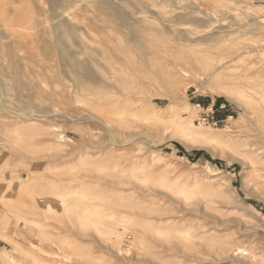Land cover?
I'll use <instances>...</instances> for the list:
<instances>
[{
    "label": "bare ground",
    "instance_id": "1",
    "mask_svg": "<svg viewBox=\"0 0 264 264\" xmlns=\"http://www.w3.org/2000/svg\"><path fill=\"white\" fill-rule=\"evenodd\" d=\"M38 1L42 2V0H38ZM47 1L52 11L51 18L53 21L54 33L47 31L46 34L48 36L54 34L55 40L53 39L54 42L53 41L52 42L60 46L59 52H60V59L62 64V72H69L73 74L75 76L74 80L77 81V86L80 88V90H82V88L84 89V87L89 85L87 86L88 88L87 87L85 88L86 94H87V90L90 89L89 87H91L90 84L94 85L93 86L94 88L98 86L104 87V91L106 90L107 93L108 92L110 93L112 91L114 92L115 89L111 90L112 88L117 89L118 95L116 96V98H113L114 97L113 96L112 97L113 99L106 98L105 97L106 95L104 96L105 99H103L102 97L103 95H100L99 98L94 94L92 90H90V92H93L91 94V97L97 103L99 99V101L103 100L102 103L106 105L110 104V105L120 106V105H127L128 103H133L137 101L138 99L132 100V98H128L130 96L128 91H130V89L133 90L137 89L138 87L137 85H139V83L137 82V75H134L131 78L125 76V73L128 72L127 67L125 70V68L122 67L123 65L122 63H121L122 65H118L119 60L122 61V58L119 56L120 54L118 55L117 53H115L116 50L114 51L113 49L114 45L113 47H111L107 45V43L103 42L104 40L103 41L101 40V37L105 34L104 33L105 31H103L104 33V34L102 33L103 35L99 33L101 37H98L97 34H96L97 37L94 34L90 35L89 31L91 29L88 30L87 27L82 29L80 25L77 26L78 24L76 25L75 24L76 22L74 23L73 20L79 18L77 17L76 14H73L72 12L67 11L64 8L61 12L58 10L59 8L62 7L63 2H65V0H47ZM118 1L120 2L118 3ZM122 1L124 2V0H85L84 2L86 3H84V5H86V7L88 6L91 12H98L105 14V17H99L96 16L95 14L92 15H95L93 18H98V21L101 22L104 26L110 29H114V31L116 30L118 34V36L116 37L120 39L119 41L123 40L124 42H126V45L128 46L129 45L131 46L132 43L136 45V51L134 52L132 48L133 52L131 53L128 62L133 64L135 72H138L139 76L141 74L142 75L148 74L149 77V73H150V75L153 76L152 78L150 76L151 79L154 78L156 80H161L160 82L165 81L164 82L165 87L170 92V96L173 103L179 105L176 106L175 108L176 112L174 113L171 111L168 112L166 115L168 119L166 120L165 118L164 120L166 124H168V122L172 124L171 126L173 127L171 128H173L175 134H178L187 139H190L191 141L198 143L199 141H201L212 144H221L226 139V142H230V143L232 142L230 145L234 144L233 139L235 137L233 138L232 136L233 134L231 133L232 130L230 129L229 125H226L224 128H222L219 131L218 130L215 131L213 129L212 131L209 128H205L203 126V123L202 124L200 123L198 126H196V123H194V115L191 112L193 110V107L196 106L188 103H182V101H180V99H182L180 95L182 94L180 92L181 90L180 87L183 85V80L189 78L191 79V81L186 80L187 83L183 87L185 91L193 86L196 87L197 89L199 85H204L202 86L204 92H211L214 94L226 96L227 98H229L232 101H235L238 105L244 108L245 115L249 118V120L255 127L252 130L248 131V133L245 131V133L248 134L249 136H254L255 134L253 132L262 133V129L264 128V121H262L259 115L260 112L264 114V71L257 69L261 67V64L263 67L264 58L262 60L263 63L259 64L258 61H257L258 63L256 62L257 57L254 60V58L252 59V55L254 53L256 54V51L258 52L257 53L258 56L262 55L261 53L264 52V47L255 48L254 46L250 45V43L242 42L241 41L242 39L240 40V37L242 35L248 34L250 32L253 33L255 37L259 36L262 37L261 38L262 40H264V17L258 14L255 8L256 4L252 2V0L251 1L237 0L236 1L237 6L236 8L233 9V12L229 16L221 13L217 9H210L202 6L200 0H128L127 2L126 1L124 2L128 8V10L126 11L118 9L122 7V5H124L122 4L123 3ZM79 3L80 2L78 1V4ZM114 4L117 6V8ZM107 11L109 12L107 13ZM113 11L115 12L113 13ZM239 16H242L244 20L243 19L239 20L240 19ZM130 18H132V21H130ZM143 23H147L148 26H145V28L142 29L140 27L143 25ZM154 23L155 25L159 24V26L156 27ZM104 26L103 28L105 29ZM121 27L122 29H128V32L131 34V36L126 37V33L122 31ZM108 28H106V30ZM240 28L246 29L248 30V32L240 34L241 32V30H239ZM55 30H60V32H56ZM97 30L98 29H96V31ZM1 36L2 35L0 34V37ZM103 39L105 38L103 37ZM88 41L104 46V50H102V52H99V55L100 58L107 60L106 62L108 63L109 66L108 65L105 66L106 64L103 65L102 63L99 62V60L95 59V57H92L93 55L91 56V54L88 52V48H89ZM74 46L75 48H73ZM14 47L16 48L18 55L24 54V49L22 47H18V46H14ZM106 48L108 49V51L106 50ZM14 49L11 47V50L8 51L6 50V52H0V59L6 61L7 60L6 58H9L10 62L13 63L16 74L21 77L25 75L24 73L25 70L23 71L24 69L22 67L23 63L21 64L18 55H16ZM126 53L129 56V53L128 52ZM99 55L97 57H99ZM260 57L261 56H259V58ZM178 60H181L182 62H179ZM125 65L126 63L124 64V66ZM131 74L129 73V75ZM164 76L167 79L164 78ZM143 82L144 81L140 83ZM31 83L33 84L32 80H28V82L25 81V83L22 82L19 84H17L16 81V87L20 88L21 86L23 87L26 85H30ZM118 85L120 86L123 85V87L121 89H118L117 87ZM54 86H57L56 83ZM43 87L45 86H42V89ZM97 90L100 91L101 89L98 88ZM199 90L200 88L197 89V91ZM69 93L70 92H68V94ZM122 94L124 95L122 96ZM127 94L129 96H127ZM66 97L67 96H65V98ZM134 97H135L134 99H136V96ZM73 98L75 99V97ZM85 115H87V113ZM84 116L81 117L83 118ZM94 116H96L97 118V116L99 115H94ZM100 117L102 118V116ZM153 117L157 118L155 114L153 115ZM111 118H115V117L111 116ZM229 119L233 120L234 117L230 116ZM100 120L104 124L105 126L104 128H106L111 134L113 141L109 146H111L112 148H118L127 141V139L125 138H124L125 140H123L122 137L124 136L121 137V135L120 137L122 138V140L118 139L116 137V133L122 132V134L126 133L127 136L133 137L137 133L136 131H134V129H136L139 126L136 121H131L129 123L118 122L117 124H113L114 121L111 122L105 119H100ZM124 121H126V119ZM169 126L170 125H167V127ZM126 129L131 131L127 132ZM53 130L56 131V137H55L56 141H54L53 144L54 146L52 147H54L58 151L60 150L61 153L62 147L66 142L64 139L67 136L65 133H63L64 132L63 129L61 130L63 132H60L59 127L57 126ZM99 132L100 129L97 132V134ZM15 133L20 136L18 140L16 139L17 143L18 142L22 143V144L18 143L17 145L19 146L24 145V140L27 137H30L32 134L30 132H26V130L25 132H21L19 131V128L18 130L15 131ZM48 133H51V131H48ZM260 133L258 135L259 137H260ZM97 134H93V136L98 137ZM93 142L95 143V141ZM248 142L249 144L248 143L244 144L245 146L248 145V147L246 146L247 151L245 154V158L247 159V161L243 163L245 167L248 166L250 168L249 169L250 178L251 181L255 183L254 186L252 185L253 190L252 189L250 190L249 187L245 188L249 194H252L253 193L252 191H256L259 187H264V165L260 161L264 159V155L261 151L259 152L251 148L253 147V143L251 141ZM250 142L252 144H250ZM223 144H225V142ZM97 145L99 146V144ZM46 147L49 148L50 145L48 146L46 145ZM52 147L50 148L53 149ZM82 147L80 146V150L82 149ZM94 147H96V144L94 145ZM102 148L103 147L101 148L99 147L100 150ZM46 150L48 149H45V151ZM110 150L111 151H108L105 154H102L103 152H101V155H99L98 152L97 153L98 156H95V153L92 154L91 152H89V150L88 151L85 150L86 152H81V154L80 152H78L80 155L76 157L78 158L76 159L77 160L76 163L71 164V166L66 165L67 163L69 164V162L65 163L66 169L64 170L70 171L74 175V176L72 175L74 178L70 179L69 181V184L71 183L72 185L73 183L71 190H68L66 186L60 188L58 182L61 181L60 180L55 181L53 178H52L53 181L51 180V178L49 179L52 182H49L48 184H46V186L43 183L45 188L42 190V188L40 187V190H42V192L39 191V187H38L39 185H37L38 183L36 184L35 181L33 179H32L33 181L30 180V178H29L30 181L27 180L23 182L22 184L23 186L20 184L19 187L21 188L22 192L26 191V194L28 192V194L30 193L33 197L34 195L40 194L39 196L42 198V201L47 203L46 205L48 207L46 210L48 211L54 210L52 207V203L58 202L61 205V207L63 206L65 213L68 214L74 213L76 224H78V229L79 231H81V234L82 232L85 233L87 230L89 232L92 230V231H96V233L106 236L107 238L101 237V240L98 239L102 251L107 250L108 253H111L114 256V258L117 259V261H119V263L131 264L132 261L135 260L133 258L129 259V257L135 249L138 248L139 251L142 250L143 252H145V250H147L149 246H153L151 244L155 242L157 246L158 245L164 246L165 248H167V250L174 252L173 256L172 255L170 256L173 260L170 261L169 263L168 261L167 262L164 261L165 264H255V262L258 260L257 255L253 254L247 248L235 246L234 243L230 241V238H232V236L228 233H225V231H227L228 229L226 228L227 225L233 222H239L240 224H242L243 221L241 218L219 217L214 213H209L206 209L201 207L202 204L201 202L196 203L197 205H199V207L190 206L191 201L195 200L200 195L203 198L207 199V204L210 205L213 204L216 201V199L214 198L215 197L218 198L219 195L223 194V192L221 191V186H222L221 182H213V183L209 182L207 185H203V183L189 184V183H180L177 181H172L164 173L156 174L153 172V170L152 171L150 170L151 168L149 169V166H142L141 158H136L138 156H136L135 159L129 158L130 160L131 159L132 160L129 161V163H127L126 162L127 158L115 156L116 153L114 152L115 153L114 154L112 152V149ZM29 153H33V152H29ZM56 153L57 152L55 151V154ZM61 156L63 157L66 155H61ZM65 161L68 160L66 159L64 160V162ZM6 162L7 161H5V163ZM5 163L1 162L0 165L2 164L4 165ZM63 164L62 165L60 164L61 166L59 165L57 166V164L55 165L57 167L56 170L53 172L55 173L59 171V173L57 172L54 174L55 177L57 176L61 177L60 174H62L61 173L62 171L60 170ZM149 164L151 165V163ZM5 167L6 165L3 168ZM3 168L1 170H3ZM30 172L34 173V171H30ZM1 174L2 173H0V175ZM56 174L59 175L56 176ZM32 176H34V174ZM36 176L38 177L39 175L37 174ZM1 177H3V175H1ZM15 177L17 178V176ZM4 178H6L5 174H4ZM43 178L44 176L42 177V179ZM12 179L17 180L13 177ZM139 184H143L145 186L159 185V187L162 186L163 188L166 189L168 188L172 190V192L174 191V193L181 196L187 202L186 203L187 205L183 207L184 214L178 215L179 214L178 213L172 215L169 214L170 216L169 215L163 216L166 213L165 212L166 209L164 208L159 209L153 206H149L148 204L150 203H147L148 199L145 196H139L136 190L138 188L143 189L142 187H139ZM7 186L9 185L7 184L5 187ZM4 190H8V189L6 188ZM144 190H142L143 193H146V191H148V189L145 191ZM5 192L3 191V196L5 195L4 194ZM7 193L9 192H6V194ZM19 194H21L22 196L23 193H19ZM6 197H8V195H6ZM36 197L37 196H35V198ZM10 202L8 203L10 204ZM11 203H13V201ZM17 203L18 202H14L15 205ZM15 205H13L12 207H14ZM211 206L209 208H211ZM19 208L20 207H18V209ZM3 209L4 208H2V210ZM23 209H25V207ZM12 211L10 212L13 214ZM23 211L24 210H21L20 208L19 212L15 213L17 217L14 218H17L16 220L22 225L23 224L26 225L27 220L35 223L33 220L23 216L21 214L23 213ZM6 212H7L5 213L6 216L4 217L3 215L2 220H0V239L1 237L6 238V236L2 233L3 231L1 229L4 228L6 224H8L9 221L8 218L10 219L11 216V213H9L8 211ZM46 216L48 217L51 215H46ZM10 220L12 221V218ZM94 238H96V236ZM14 241H16V239H14ZM66 243L64 244L66 245ZM32 244L36 245L34 243ZM73 245L74 244H72V246ZM70 248L73 247L70 246ZM55 252L56 251L50 252L49 250H44L38 247V249H34L32 251L31 250L26 251V254L31 256L34 264H64L62 260L58 259V256L61 257L66 256L68 258L67 264H94V261H96V259L93 258L91 254L84 253L77 244L75 246L74 255L72 253L71 254L63 253L64 255H62L59 253L57 254ZM147 253L149 252L147 251ZM1 255L2 256L0 258V264H31L28 263L27 261H21L16 257L11 256L9 253H5V254L2 253ZM67 255L68 256L72 255V257L70 258ZM153 255L150 259L145 258L144 260H136V261L147 264H159L160 262L158 263L156 260L157 259L162 260L163 255L161 254L162 258L159 257L160 255L159 256L158 255L153 256ZM97 259L99 261V264H108L105 258H97ZM109 264H118V262H112Z\"/></svg>",
    "mask_w": 264,
    "mask_h": 264
},
{
    "label": "rangeland",
    "instance_id": "2",
    "mask_svg": "<svg viewBox=\"0 0 264 264\" xmlns=\"http://www.w3.org/2000/svg\"><path fill=\"white\" fill-rule=\"evenodd\" d=\"M78 1L80 2L79 4ZM84 1L85 0H83V2L82 0H65V2H63L62 7L59 8L58 10L61 12L64 8L67 11L76 14L77 17L79 18L74 19L73 20L74 23L76 22L75 24L76 25L78 24L77 26L80 25L82 29L86 27L88 30L91 29L89 31L90 35L94 34L96 36L97 34L98 37H101L99 33H101V35H103L104 33H105L104 35H107V36L103 35L101 37V40L102 41L104 40L103 42L107 43V45L111 47H113L114 45L113 49L114 51L116 50L115 53H117L118 55L120 54L119 56L122 58V61L119 60L118 65L123 64L122 67L125 68V70L127 67L128 72L125 73V76L131 78L134 75H137V82L139 83V85H137L138 86L137 89L134 90L130 89V91H128L130 96L128 94L127 96H129L128 98H132V100H137V99L138 100L135 101L136 103L133 102V103H128L127 105H120V106L110 105V104L106 105L102 103L103 100L99 101V99L97 103L91 97V94L93 92L99 98L100 95H103L102 96L103 99H105V97L112 98L113 96H114L113 98H116V96L118 95L117 89L112 88L111 90L115 89L114 92L112 91L110 93L109 92L107 93L106 90L104 91V87L98 86L94 88L93 87L94 85L90 84L91 87H89L90 89L87 90V94L89 95L88 96L85 92L86 91L85 88L89 85L84 87V89L82 88V90H80V88L77 86V81L74 80L75 76L69 72H62V64H61L60 52H59L60 46L53 43L55 40L54 34H51V36H48L46 34L47 31L54 33L53 21L51 18L52 11L49 7V3L47 0H42V2H39L38 0H0V34L2 35L0 37V52H6V50L7 51L11 50V47L14 49L15 48L14 46L22 47L24 49L23 55L22 54L18 55L16 48L14 50L16 52V55H18L21 64L23 63L22 67L24 68L23 71L25 70L24 73L26 75L21 77L17 75L13 63L10 62L9 58H6L7 59L6 61L0 59V66L3 67V68L0 67V125H1L0 126V164L1 162L5 163V161H7L4 165L2 164L3 166L0 165V173H2L1 175H3V177H1L0 175V180L2 181L5 180L3 182L0 181L1 183L0 204L2 203L0 205V213L2 208L5 209V210L3 209L4 211L2 210L1 213L2 215L0 214L2 216V217L0 216V220H2L3 215L4 217L6 216L5 214L7 213L6 211L11 213L10 211L13 210L12 211L13 214L11 213L10 216V219L12 218V221L8 218L10 222L8 221V224H6V226L1 229L3 231L2 233L6 236V238L1 237L0 239V258L2 256L1 255L2 253L3 254L9 253L11 256H14L21 261H27L28 263L34 264L31 256L27 255L26 251L28 250L32 251L40 247L44 250H49L50 252L56 251L55 253L57 254L59 253L64 255L66 253L68 254L72 253L74 255L75 246L77 244L84 253L91 254V256H93V258L96 259V261H94V264H99L97 258H105L108 264L112 262H118V264H123V263H119V261H117V259H115L111 253H108L107 250L102 251V248L99 244V240H101V237L105 238L106 236H103L99 233H96V231H92V230L90 232L87 230L85 232L86 234L83 232L81 234V231H79L78 229V224H76L74 213L71 214L65 213L63 206L61 207V205L58 202L52 203V207L56 213L54 212V210L48 211L46 210L48 207L46 205L47 203L42 201V198L39 196L40 194L34 195L33 197L30 193L29 195L28 192L26 194V191L22 192L21 188L19 187L20 184L21 185L23 184V182L27 180L30 181L33 179L36 184L38 183L37 185H39L38 186L39 191L42 192V190L45 188L44 185L46 186V184L52 182L54 179L55 181L57 180L61 181L58 182L60 188L66 186L68 190H71L73 183L71 185V183L69 184V181L70 179L74 178L73 177L74 175L70 171L64 170L66 169L65 163L69 162V164L68 163L66 164L68 166L69 165L71 166V164L76 163L77 161L76 159H78L76 157H78L81 154V152H86L89 150V152H91L92 154L95 153V156H98L97 154L98 152L99 155H101V152H103L102 154H105L106 152L111 151L110 149H112V152L116 153V154L114 153L115 156L127 158L126 160L127 163H129V161L135 159V157L138 156L136 158H141L142 166H149V169L151 168L150 170L151 171L153 170V172L156 174L164 173L172 181H177L180 183H189V184L203 183V185H207L209 182L210 183L221 182L222 183L221 191L223 192V194L219 195L218 198L217 197L214 198L216 199V201L213 204H211L212 206L210 204H207V199L203 198L201 195L198 196L195 200L191 201L190 206L199 207V205H197L196 203L201 202L202 203L201 207L206 209L209 213H214L222 218L223 217L241 218L243 221L242 224H240L239 222H233L227 225L226 228L228 229L227 231H225V233H228L232 236V238H230V241L234 243L235 246L247 248L253 254L257 255L258 260L255 262V264H264V187H259L256 191H252L253 192V193L251 192L252 194L248 193V191L245 188L249 187L250 190L251 189L253 190L252 185L254 186L255 183L251 181L250 173H249L250 168L248 166L245 167L243 163L247 161V159L245 158V154L248 145H246L247 146L246 147L244 144L245 143L249 144L248 141H251L253 143V147L251 148L259 152L261 151L264 155V128L262 129V133L259 132L260 137L258 136L259 133H255V132H253L255 134V135L253 134L254 136H249L248 134L245 133V131L248 133V131L252 130L255 127L253 126L249 118L245 115V110L244 108H242V106L238 105L235 101L230 100L226 96L214 94L211 92H204L202 87L204 85H199V87L197 88V89L200 88L199 91H197L196 87L194 86L188 88L185 91L183 87L188 80L191 81V79L189 78V79H184L183 85L180 87L181 88L180 92L182 93L180 94L182 97L180 101H182V103H188L196 106L193 107V110L191 111L194 115V123H196V126H198L200 123L201 124L203 123V126L205 128L219 131L222 128H224L226 125H229L230 129L232 130L231 131V133L233 134L232 136L233 138L235 137L233 139L234 144L230 145L232 142L231 143L226 142V139L221 144H212L201 141H199L198 143L191 141L190 139H187L178 134H175L173 128H171L173 127L171 126L172 124L169 122L168 124H166L164 120L165 118L166 120L168 119L166 117L167 113L170 111L173 113L176 112L175 108L176 106L179 105L173 103L170 96V92L165 87L164 84L165 81H162L163 82L162 84V82H160L161 80H156L154 78L151 79L153 76L150 75V73H149V77L148 74H143V75L141 74L139 76L138 72H135L133 64L128 62L131 53L133 51L134 52L136 51V45L132 43L134 47L132 45L131 47L130 45L129 46L126 45V42H124L123 40H121L122 42L119 41L120 39L116 37L118 36L116 30L114 31V29H110L104 26L101 22L98 21V18H93L95 15L99 17H105V14L98 12H91L90 8L84 5V3H86ZM125 1L127 2L128 0H124V2ZM200 1L202 6L210 9H217L221 13L226 14L228 16L233 12V9L236 8L237 6L236 5L237 0H200ZM119 2L120 1H118V3ZM124 2L122 3L124 5H122V7L118 9L124 11L128 10L127 5H125ZM252 2L256 4L255 8L258 14L264 17V0H252ZM108 12L109 11H107V13ZM114 12L115 11H113V13ZM239 17H240L239 20L243 19L242 16ZM130 21H132V18H130ZM103 26L105 27V29L103 28ZM145 26H148V24L143 23V25L140 28L143 29L145 28ZM155 26L157 27L159 26V24ZM106 28L108 29L106 30ZM96 29L98 30L96 31ZM239 30H241V32L239 31L240 34L248 32V30L243 28L242 29L240 28ZM55 31L60 32V30H55ZM103 31L105 32L103 33ZM108 31L110 34L108 33ZM122 31L126 33V37L131 36V34L128 32V29H122ZM47 37H49L50 39ZM103 37L105 39H103ZM261 38L262 37L259 36L255 37L253 33L250 32L248 34L242 35L240 37V40L242 39L241 40L242 42L250 43V45L254 46L255 48H260V47H264V40H262ZM88 42H89L88 52L91 54V56L93 55L92 57H95V59L99 60L100 63H102L103 65L106 64L105 66H107L108 65V63L106 62L107 60L100 58L99 55V52H102V50H104V46L91 41ZM73 48H75V46ZM106 50L108 51L107 48ZM126 52L129 53V56ZM257 53L258 52L256 51V54L254 53L253 54L254 56L252 55V59L254 58L255 60L257 57L256 62L258 61L259 64H261L263 63L262 60L264 58L263 56L264 52L261 53L262 55H259L261 56L260 58L257 55ZM122 54L126 57H124ZM98 55L99 57H97ZM178 61L182 62L181 60ZM125 63L126 65L124 66ZM259 69L264 71V65L262 67L261 64V67H259L257 70ZM129 73L130 74L133 73V74L129 75ZM142 76H144L145 78ZM164 78L166 77L164 76ZM28 80H32L33 84L31 83L30 85H26L23 87L21 86L20 88L16 87V81L17 84H19L22 82L25 83V81L28 82ZM41 80L43 81V83L44 82L46 83L43 84ZM142 81L146 83L144 82L140 83ZM55 83L57 86H54ZM42 86L45 87H43L42 89ZM119 86L120 85L117 86L118 89H121L123 87V85H121L120 88ZM96 88L97 89L99 88L101 90L99 91ZM140 88L143 90H141ZM90 90H92L93 92H90ZM68 92L70 93L68 94ZM123 95L124 94H122V96ZM65 96L67 97L65 98ZM134 96H136V99H134L135 98ZM73 97H75V99ZM212 99L215 100L214 104L210 103ZM86 113L87 115H85ZM82 114H84L85 116ZM154 114L157 116V118L153 117ZM94 115H99V116H97L96 118V116ZM81 116L84 117L82 118ZM100 116H102V118ZM111 116L115 118H111ZM204 116H208L209 122L208 121L204 122L202 120ZM230 116H233L234 119L233 120L229 119ZM259 116L262 119V121H264V114L262 112H260ZM100 119L109 120L111 122L114 121L113 124H117L118 122L129 123L131 121H136L139 126L136 129H134V131H136L137 133L133 137L127 136L126 133L122 134V132L116 133V137L118 139L122 140L123 138V140L127 139V141L118 148H112L111 146H109L113 141L111 134L106 128H104L105 126ZM125 119L126 121H124ZM167 125L170 126L167 127ZM56 126L59 127L60 132L64 131L63 133H65L67 136L64 139L66 142L62 147L61 153L60 150L58 151L57 149L52 147L54 146L53 145L54 141H56L55 138L56 131L53 130L54 128H56ZM18 128L19 131L21 132H25L26 130V132L32 133L31 134L32 137L30 136L31 139L30 137H27L24 140V145L22 146L17 145L20 142L17 143L16 141V139L18 140L20 137L15 133V131L18 130ZM98 128L100 129V132L97 134V132L99 131ZM62 129L63 131H61ZM48 131H51V133H48ZM126 131L130 132L131 130L126 129ZM93 134H97L98 137H94ZM120 135L121 137L122 136L124 137L121 138ZM93 141H95V143ZM224 142L225 144H223ZM251 142L250 144H252ZM93 144L94 145L96 144V147H94ZM97 144H99V146ZM46 145L47 146L50 145V147H52L55 150L51 149L50 147L49 148L46 147ZM80 146L81 147L83 146L81 150H80ZM99 147L100 148L103 147V148L100 150ZM45 149L48 150L45 151ZM75 149L79 151H76ZM74 150L77 153H75ZM55 151L57 152L56 154ZM29 152H33V153H29ZM78 152H80V154ZM61 155H66V156L62 157ZM124 155L127 157H125ZM64 158H66L68 161L64 162V160H66ZM129 158L132 159L130 160ZM69 159L71 160L74 159V160L71 161ZM260 161L264 165V159ZM148 162L151 163V165ZM56 164L57 166L58 165L61 166L63 164L60 170L62 171L61 172L62 174H60L62 178L57 176L59 174H56L57 177H55L54 175L57 172L59 173V171L55 173L53 172L56 170L57 167L55 166ZM5 165L6 167L3 168ZM2 168L3 170H1ZM29 170L34 171V173L32 172L34 176H32L33 174ZM51 172L53 175L51 174ZM4 174L6 178H4ZM37 174L41 176L37 177L36 176ZM70 175L73 176L71 177ZM15 176H17V178ZM43 176L44 178L42 179ZM12 177L19 181L13 180ZM50 178L52 181L49 180ZM2 183L4 186L2 185ZM4 183L6 185L8 184L9 186L5 187L6 185ZM60 183L63 184L61 185ZM40 187L42 188V190H40ZM139 187H142L143 189L138 188L136 191L138 192L139 196H145L148 199L147 203H150L148 204L149 206H153L159 209H163V208L166 209L165 210L166 213L163 216H168L169 214L172 215L178 213H179L178 215L184 214L183 207L187 205L186 204L187 202L181 196L174 193V191L172 192V190L168 188L167 189L163 188L162 186L159 187V185L145 186L143 184H139ZM6 188L8 190H4ZM144 189L145 190L148 189V191L150 189L151 192L149 191L148 193V191H146V193H143L142 190ZM17 190L18 191L20 190L21 192L20 191L18 192ZM3 191L9 192L10 194L9 193L6 194L5 192L4 193L5 197H4ZM19 193H23L22 196ZM15 194H18L19 196ZM6 195H8V197H6ZM35 196H37L36 197L37 200ZM10 201L11 202L13 201V203H11ZM8 202H10V204ZM14 202H18V203L15 205ZM13 205L15 206L12 207ZM208 205H210L211 208H209L210 206ZM18 207H20L21 210H24L23 213H21L23 216L33 220L35 223L28 220H27L28 223L26 222V225L24 224L22 225L21 223H19L16 220L17 218H14L17 217L15 213L19 212L20 208L18 209ZM24 207L25 209H23ZM46 215H51V216H48L49 217L48 218ZM95 236L96 238H94ZM14 239H16V241H14ZM65 241L68 243H66ZM32 243L36 245H33ZM64 243H66V245ZM72 244L74 245L72 246ZM69 245L74 249L70 248ZM151 245H153L154 248L153 246H149L151 250L148 248L147 250H145V252H143L142 250L139 251L138 248L135 249L129 257V259L133 258L135 260L132 261L131 264H147V263L137 262L136 260H144L145 258L150 259L153 254L158 256L160 255L159 256L160 258H162L163 255L164 259L162 258V260L160 259L156 260L158 263L160 262L159 264H165L164 261L166 262L168 261L169 263L170 261L173 260L170 257L171 255L173 256L174 254L173 251L167 250V248H165L164 246H159V245L157 246L155 242ZM147 251L149 253H147ZM68 257L71 258L72 255ZM58 259L62 260L64 264H67L68 258L66 256L65 257L58 256Z\"/></svg>",
    "mask_w": 264,
    "mask_h": 264
},
{
    "label": "built area",
    "instance_id": "3",
    "mask_svg": "<svg viewBox=\"0 0 264 264\" xmlns=\"http://www.w3.org/2000/svg\"><path fill=\"white\" fill-rule=\"evenodd\" d=\"M202 120L204 121V122H207L209 119H208V116H204L203 118H202ZM209 122V121H208Z\"/></svg>",
    "mask_w": 264,
    "mask_h": 264
},
{
    "label": "crops",
    "instance_id": "4",
    "mask_svg": "<svg viewBox=\"0 0 264 264\" xmlns=\"http://www.w3.org/2000/svg\"><path fill=\"white\" fill-rule=\"evenodd\" d=\"M214 102H215V100L212 99L210 103H211V104H214Z\"/></svg>",
    "mask_w": 264,
    "mask_h": 264
}]
</instances>
